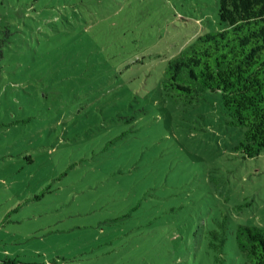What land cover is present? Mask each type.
Here are the masks:
<instances>
[{
  "label": "rangeland",
  "instance_id": "374dc122",
  "mask_svg": "<svg viewBox=\"0 0 264 264\" xmlns=\"http://www.w3.org/2000/svg\"><path fill=\"white\" fill-rule=\"evenodd\" d=\"M218 0H0V264H213L208 233L264 228V151L169 60ZM12 41L7 49L4 42Z\"/></svg>",
  "mask_w": 264,
  "mask_h": 264
},
{
  "label": "trees",
  "instance_id": "16d2710c",
  "mask_svg": "<svg viewBox=\"0 0 264 264\" xmlns=\"http://www.w3.org/2000/svg\"><path fill=\"white\" fill-rule=\"evenodd\" d=\"M218 4L223 28L186 43L168 61L162 88L188 105L201 101L207 92H220L229 123L245 128L238 149L254 158L264 151V0ZM11 43L4 42L7 49ZM227 240V221H220L209 231L205 246L213 264H227ZM235 240L242 264H264V228L239 225Z\"/></svg>",
  "mask_w": 264,
  "mask_h": 264
}]
</instances>
